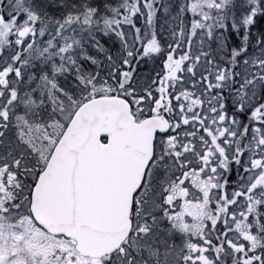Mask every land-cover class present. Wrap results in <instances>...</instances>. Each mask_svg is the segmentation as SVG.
<instances>
[{
  "label": "snow or ice",
  "instance_id": "1",
  "mask_svg": "<svg viewBox=\"0 0 264 264\" xmlns=\"http://www.w3.org/2000/svg\"><path fill=\"white\" fill-rule=\"evenodd\" d=\"M113 116L150 139L98 245L47 197ZM0 264H264V0H0Z\"/></svg>",
  "mask_w": 264,
  "mask_h": 264
},
{
  "label": "water",
  "instance_id": "2",
  "mask_svg": "<svg viewBox=\"0 0 264 264\" xmlns=\"http://www.w3.org/2000/svg\"><path fill=\"white\" fill-rule=\"evenodd\" d=\"M113 120L120 135L111 156L98 159L87 149L83 132L73 137L63 150L47 197L53 215L66 217L85 238L98 245L106 242L116 228L121 188L130 181L137 155L146 153L150 139L143 124L133 121L121 126L117 117Z\"/></svg>",
  "mask_w": 264,
  "mask_h": 264
},
{
  "label": "rangeland",
  "instance_id": "3",
  "mask_svg": "<svg viewBox=\"0 0 264 264\" xmlns=\"http://www.w3.org/2000/svg\"><path fill=\"white\" fill-rule=\"evenodd\" d=\"M50 2V0H42V5H46ZM165 31H167V26L165 25ZM144 68L147 69L148 73L150 74L151 73V67H147V65L144 66ZM143 68V69H144ZM67 79H70V77L66 78V79H62V83H64L66 86L68 85L67 83ZM71 80V79H70Z\"/></svg>",
  "mask_w": 264,
  "mask_h": 264
},
{
  "label": "flooded vegetation",
  "instance_id": "4",
  "mask_svg": "<svg viewBox=\"0 0 264 264\" xmlns=\"http://www.w3.org/2000/svg\"><path fill=\"white\" fill-rule=\"evenodd\" d=\"M188 103H192L193 105H195V100H192V99H187L186 101H185V109L187 110V104ZM155 116V115H154ZM216 131V128H213V132H215Z\"/></svg>",
  "mask_w": 264,
  "mask_h": 264
},
{
  "label": "trees",
  "instance_id": "5",
  "mask_svg": "<svg viewBox=\"0 0 264 264\" xmlns=\"http://www.w3.org/2000/svg\"><path fill=\"white\" fill-rule=\"evenodd\" d=\"M66 81H67V83H68V84H70V83H71V80H70V79H67ZM61 82H62V81H61Z\"/></svg>",
  "mask_w": 264,
  "mask_h": 264
}]
</instances>
